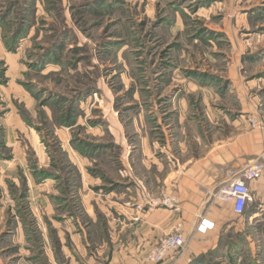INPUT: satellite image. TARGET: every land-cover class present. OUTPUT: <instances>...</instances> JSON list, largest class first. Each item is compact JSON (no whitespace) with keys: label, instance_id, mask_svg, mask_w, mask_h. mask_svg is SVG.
Masks as SVG:
<instances>
[{"label":"rangeland","instance_id":"374dc122","mask_svg":"<svg viewBox=\"0 0 264 264\" xmlns=\"http://www.w3.org/2000/svg\"><path fill=\"white\" fill-rule=\"evenodd\" d=\"M253 131L264 0H0V264H66L72 233L95 251L140 218L131 204L179 211L161 185L133 196L130 174L156 176L155 158L184 169L212 149L236 156ZM179 223L187 250L193 225L170 232ZM220 234L197 262L264 264V212Z\"/></svg>","mask_w":264,"mask_h":264},{"label":"crops","instance_id":"0c3cea01","mask_svg":"<svg viewBox=\"0 0 264 264\" xmlns=\"http://www.w3.org/2000/svg\"><path fill=\"white\" fill-rule=\"evenodd\" d=\"M243 19L246 21L244 14ZM225 33L227 36L229 35L227 32ZM239 141L242 146L241 153L236 156L232 149L231 152H228V148L225 149L224 154L212 149L205 155L199 156L184 169L178 167L174 169L155 158L145 165L148 172L149 168H157L156 176L149 177L148 181L142 178L145 181L143 183L136 175L130 174L136 184H132L127 189L131 190L133 196L140 195L142 185L151 192L155 185H161L168 193L177 196L180 210L160 208L153 212L137 213L132 204L127 207L128 202H124L116 196L115 203L121 201L120 205H127V209L129 208L131 213L135 216L139 215L140 218L126 219L124 217L123 220H120V224H116L120 228L115 229L113 235L99 239L98 248L95 251L90 249V243L82 234H70L71 243L60 238L61 253L64 255L65 263L200 264L197 260L201 254L215 250L220 245L221 228L231 221L233 216H239L234 213L231 203L212 200L214 190L227 180L224 171L230 168L231 172L235 169L238 172L264 151V132L244 133L240 136ZM250 188L256 206L255 209L250 210L251 203L241 216L248 214V219L258 220L261 212H264V179L250 182ZM115 192L116 189L111 193L118 195ZM203 219L214 223L213 229L205 233L198 231ZM178 221H183L185 225H193L194 236L188 249H185V252L171 253L160 263L147 262L146 256L149 250L168 234L171 227ZM114 222L117 223V220L114 219ZM123 222H127V224H123Z\"/></svg>","mask_w":264,"mask_h":264},{"label":"built area","instance_id":"2783aa9c","mask_svg":"<svg viewBox=\"0 0 264 264\" xmlns=\"http://www.w3.org/2000/svg\"><path fill=\"white\" fill-rule=\"evenodd\" d=\"M254 126H259L260 121L251 119ZM264 179V151L244 168L229 178L220 189L213 194L214 200H219L233 205L236 215H243L247 207L254 202V196L250 188V182ZM214 223L203 219L198 227V231L207 232L213 229ZM188 240L183 232L182 224H177L173 231L162 237L154 245L146 256L149 263H160L171 253H180L187 248Z\"/></svg>","mask_w":264,"mask_h":264}]
</instances>
